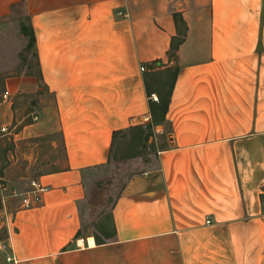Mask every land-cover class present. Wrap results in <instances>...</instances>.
Listing matches in <instances>:
<instances>
[{
	"label": "crops",
	"instance_id": "crops-1",
	"mask_svg": "<svg viewBox=\"0 0 264 264\" xmlns=\"http://www.w3.org/2000/svg\"><path fill=\"white\" fill-rule=\"evenodd\" d=\"M11 16L30 18L43 79L7 77L0 101V264H264V0H0ZM170 67L156 165L93 217L86 176L116 132L152 122L146 78ZM25 95L40 118L13 132ZM50 133L49 165L29 140ZM33 180L51 189L24 208Z\"/></svg>",
	"mask_w": 264,
	"mask_h": 264
},
{
	"label": "rangeland",
	"instance_id": "rangeland-1",
	"mask_svg": "<svg viewBox=\"0 0 264 264\" xmlns=\"http://www.w3.org/2000/svg\"><path fill=\"white\" fill-rule=\"evenodd\" d=\"M20 11L21 9H17V12ZM16 19L11 16L8 20L0 21V101L5 94L7 77L23 74L35 75L38 72L34 51H26L28 39L22 35L20 22L18 21V23ZM25 22L27 25L29 24L27 20ZM38 100V95L18 96L14 100L16 122L11 127L13 132L20 131L25 124L37 122L34 116L38 115L40 118V112H37L35 108L37 105H33V102H38ZM139 126L145 127L147 130L146 139L141 144L127 143L124 142L125 137H120L115 144V148H119L118 154L112 153L107 164L91 170L85 178L87 209L95 218H99L102 214H106L109 218L111 208L124 190L128 180L133 175L156 165L155 154L167 132L163 131L161 127L149 128V124ZM11 138L13 142L14 136ZM31 139L29 141L47 146L45 159L49 160V165L58 161L59 158L63 159L64 147L59 133H50L40 138ZM53 141L57 142L55 146L52 145ZM53 166L55 167V165ZM87 213L89 214V212ZM1 219L2 217H0Z\"/></svg>",
	"mask_w": 264,
	"mask_h": 264
},
{
	"label": "trees",
	"instance_id": "trees-1",
	"mask_svg": "<svg viewBox=\"0 0 264 264\" xmlns=\"http://www.w3.org/2000/svg\"><path fill=\"white\" fill-rule=\"evenodd\" d=\"M22 6L23 4L19 5V8L14 6V11L18 14H21L22 10L20 12H17V9H22ZM25 20L28 21V25L26 24ZM175 20L177 24L178 34L174 37L172 42V48L170 51L171 57L177 56V51L180 45L185 41L188 30L187 23L180 14H175ZM17 21L20 22V31L22 35L28 39V43L25 47L26 51L33 50L34 55L37 59L38 72L35 75L40 80H42V70L36 52L37 38L35 30L31 24L30 18L28 16H18ZM178 70L179 69L177 67H170L167 70H164L163 72L153 73L146 78V86L148 89L149 96L151 97V95L154 93L159 96L158 101H153L152 99L150 101L152 122L149 124V128H152L153 126L157 125H162L166 122L170 101L173 94V89L178 75ZM146 131L147 130L145 129V127L138 126L131 128L127 131L116 132L114 138V145L112 147V153H116V155L118 154L119 148H115V144L120 137H125L124 142L141 144L146 139Z\"/></svg>",
	"mask_w": 264,
	"mask_h": 264
},
{
	"label": "built area",
	"instance_id": "built-area-1",
	"mask_svg": "<svg viewBox=\"0 0 264 264\" xmlns=\"http://www.w3.org/2000/svg\"><path fill=\"white\" fill-rule=\"evenodd\" d=\"M146 67H142V71H145ZM10 92H5L4 98H9ZM154 101H158L159 98L156 93L150 97ZM35 121L39 120V116H34ZM2 132H9L8 127H3ZM51 188L43 185L39 180H33L30 184V189L22 194L21 204L24 208H32L39 205L42 202V196L45 192H48ZM1 249V248H0Z\"/></svg>",
	"mask_w": 264,
	"mask_h": 264
},
{
	"label": "bare ground",
	"instance_id": "bare-ground-1",
	"mask_svg": "<svg viewBox=\"0 0 264 264\" xmlns=\"http://www.w3.org/2000/svg\"><path fill=\"white\" fill-rule=\"evenodd\" d=\"M91 242H92V243L94 242L93 239L91 240Z\"/></svg>",
	"mask_w": 264,
	"mask_h": 264
}]
</instances>
